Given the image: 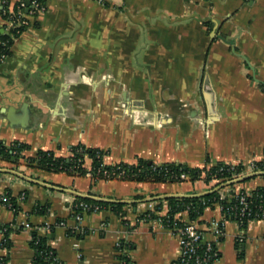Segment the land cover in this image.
Returning <instances> with one entry per match:
<instances>
[{
    "label": "crops",
    "instance_id": "0c3cea01",
    "mask_svg": "<svg viewBox=\"0 0 264 264\" xmlns=\"http://www.w3.org/2000/svg\"><path fill=\"white\" fill-rule=\"evenodd\" d=\"M105 2L46 0L44 10L31 15L0 64V140L29 144L27 155L43 149L67 157L76 145L99 148L105 164L142 158L246 168L264 160V0ZM0 169L30 179L0 172V194L9 190L20 207L14 214L0 204V224L13 227L9 249L0 233L5 264H30L31 228L45 234L43 225L56 217L65 223L55 225L50 244L64 264H120L122 240L132 244L124 249L129 264H173L177 237L137 214L153 208L152 197L202 193L211 185L202 179L94 182L89 172L45 173L23 161L12 168L0 160ZM35 181L136 205L126 208L127 223L110 210L84 213L76 223L69 215L74 195ZM257 186H264V175L236 183L235 191ZM37 202L49 203V213H34ZM180 217L188 220L186 212ZM196 223L218 250L214 264H264L262 219L244 228L215 205ZM68 227L84 237L67 236Z\"/></svg>",
    "mask_w": 264,
    "mask_h": 264
},
{
    "label": "trees",
    "instance_id": "16d2710c",
    "mask_svg": "<svg viewBox=\"0 0 264 264\" xmlns=\"http://www.w3.org/2000/svg\"><path fill=\"white\" fill-rule=\"evenodd\" d=\"M24 0H2L0 8V58L5 55L8 58L11 55V47L19 35L30 25V17L36 16L39 12L31 11L28 8H20V3ZM33 1V0H30ZM39 5H45L46 0H34ZM104 2L105 0H97ZM19 13L25 14L28 24H19L21 20ZM208 24V23H206ZM0 60V64H1ZM264 90V84H259ZM31 149L30 145L18 140L6 143L0 140V160L8 163L12 168L19 165L21 161L25 162L28 167L41 170L45 173L64 172L72 176H84L87 172L92 173L93 181L103 180V171L111 172L120 166V170L124 171L121 180L134 182H151V183H179L185 180L195 181L202 179L205 183H210V189L215 188L221 183L230 180L233 176H237L242 166L236 165V174L229 170L230 165L224 162H218L210 167H190L178 162H164L156 164L154 162L139 158L136 163L129 164L120 162L118 164H105L103 162L104 151L99 148H90L83 145H76L71 148L70 155L59 156L51 150L38 149L34 154L27 155L26 152ZM85 157L89 158V167L85 166ZM264 160L255 162L260 170H264ZM99 170V172H97ZM112 179V177H111ZM238 184V183H237ZM235 184H230L219 190L210 193L194 196V197H165L153 199L154 206L150 210L137 214L138 221L156 220L166 228H180L186 224L182 220L180 214L187 213V221H196L203 214L206 208H212L215 205L221 207V212L226 219L237 220L242 227H246L247 223L253 219H262L264 215V186H257L250 191L241 189L235 191ZM209 189V190H210ZM7 197L6 206L11 204L9 208L14 214L20 211L17 204V198L13 197L9 190L4 191ZM108 200H97L88 197L74 196L70 209V217L74 218L76 214H87L101 210H110L119 215L123 222L127 207H135L136 203H124L111 197H102ZM133 198L140 199L142 195H135ZM242 199V202H241ZM2 204V203H0ZM166 207L164 214L161 212ZM245 207V209H243ZM33 211L36 214L46 215L49 213V203H35ZM241 216V219L238 217ZM65 223V219L56 217L53 224L49 225L48 231L41 234L35 227L30 230L29 246L32 248L33 255L30 264H64L58 257L56 249L50 244L54 233L55 225ZM12 224V223H11ZM11 224H0V233L2 234V247L9 249L11 239L9 237L13 227ZM21 228V227H20ZM130 229L133 227L130 226ZM67 236H75L78 239L84 237L72 231L71 228H66ZM132 248V244L124 240L116 246V258L120 264H129L130 260L125 248ZM199 245V251L201 252ZM3 258V264L6 262V257Z\"/></svg>",
    "mask_w": 264,
    "mask_h": 264
},
{
    "label": "built area",
    "instance_id": "2783aa9c",
    "mask_svg": "<svg viewBox=\"0 0 264 264\" xmlns=\"http://www.w3.org/2000/svg\"><path fill=\"white\" fill-rule=\"evenodd\" d=\"M30 1V0H29ZM20 8H25L27 11L28 8H31V11H38L41 12L44 10L45 6L44 5H39L38 2L36 1H30L29 4H26V0L22 1L19 5ZM19 16L21 17V20L18 21L19 24H28V20L25 17V14L19 13ZM6 56L1 55V62L5 61ZM118 164V163H115ZM230 165L229 170L234 174H236V165L237 164H232L228 163ZM248 169V171L254 172V171H260L259 166L255 162H250L246 168L242 167L241 172L237 176H233V178L241 176L244 174V172ZM117 171L112 170L111 172L108 171H103V180H109L111 179H120L124 175V171L120 170V166H117L116 168ZM99 172V170L97 171ZM89 174L92 176V173L89 172ZM24 198V195H21V199ZM264 198V197H263ZM7 202V197L5 196V193L0 194V203L5 205L4 203ZM242 202V199H241ZM11 206V204H8V208ZM221 209V207L219 206ZM245 209V207L243 208ZM262 216L264 215L261 214ZM83 215L82 214H76L74 216V220L76 223L81 222ZM238 219H241V216L238 217ZM264 221V218H262ZM64 223H60L59 225H63ZM220 223H217V229L216 232L221 233L219 229ZM42 228H49V225H43ZM176 237L178 240V245H179V256L178 259L175 263L173 264H214L215 261H217L219 257L218 250L215 247L214 242L211 241H204L202 239V233L198 229V225L196 221H186V224L183 227L180 228H168ZM199 245L201 247V252L199 251ZM3 256H0V264H3Z\"/></svg>",
    "mask_w": 264,
    "mask_h": 264
},
{
    "label": "water",
    "instance_id": "95a60500",
    "mask_svg": "<svg viewBox=\"0 0 264 264\" xmlns=\"http://www.w3.org/2000/svg\"><path fill=\"white\" fill-rule=\"evenodd\" d=\"M29 0H26V4L28 5L29 4ZM1 32H3V29L1 28L0 29ZM212 35L214 34V32L211 33ZM242 58L245 60V62L247 63L248 67L253 71V67L250 65V63L247 61V59L242 56ZM8 172V173H13L21 178H25V179H28L30 180L29 178H27L26 176H23L21 174H19L18 172L16 171H13V170H10V169H0V172ZM264 175V170H260V171H254V172H251V173H247L245 175H241V176H238V177H235V178H232L230 180H227L223 183H221L220 185L216 186L215 188L213 189H210L208 191H205V192H202V193H194V194H180V193H176V194H169V195H162V196H158V197H152L151 200L153 199H156V198H165V197H171V196H176V197H194V196H201V195H204V194H207V193H210L212 191H216V190H219L225 186H228L230 184H235V183H240L248 178H251V177H254V176H262ZM36 183H39L43 186H46V187H51V188H55V189H59V190H62V191H69L71 192L74 196H81V197H88V198H92V199H97V200H108L106 198H102V197H99V196H94V195H90V194H85V193H80V192H76V191H73V190H68V189H65V188H59V187H56L54 185H50V184H47L45 182H39V181H35ZM120 202H124V203H131L132 201H129V200H126V201H120Z\"/></svg>",
    "mask_w": 264,
    "mask_h": 264
}]
</instances>
